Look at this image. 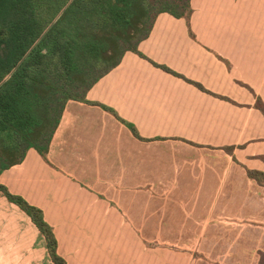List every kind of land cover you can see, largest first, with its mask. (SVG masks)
Returning a JSON list of instances; mask_svg holds the SVG:
<instances>
[{
  "label": "crops",
  "instance_id": "crops-1",
  "mask_svg": "<svg viewBox=\"0 0 264 264\" xmlns=\"http://www.w3.org/2000/svg\"><path fill=\"white\" fill-rule=\"evenodd\" d=\"M190 8L188 20L159 14L89 103L65 105L47 161L30 149L0 174L42 211L67 264H257L264 253V180L248 174H264V0Z\"/></svg>",
  "mask_w": 264,
  "mask_h": 264
},
{
  "label": "trees",
  "instance_id": "trees-1",
  "mask_svg": "<svg viewBox=\"0 0 264 264\" xmlns=\"http://www.w3.org/2000/svg\"><path fill=\"white\" fill-rule=\"evenodd\" d=\"M161 13L188 20L190 0H0V174L30 149L47 161L65 105L89 103L88 91L126 52L138 53ZM0 196L37 228L51 263L67 264L42 211L1 184Z\"/></svg>",
  "mask_w": 264,
  "mask_h": 264
},
{
  "label": "rangeland",
  "instance_id": "rangeland-1",
  "mask_svg": "<svg viewBox=\"0 0 264 264\" xmlns=\"http://www.w3.org/2000/svg\"><path fill=\"white\" fill-rule=\"evenodd\" d=\"M26 224L17 208L0 201V264H51L43 249L32 246L25 234Z\"/></svg>",
  "mask_w": 264,
  "mask_h": 264
}]
</instances>
